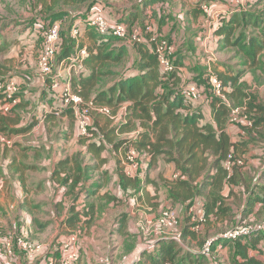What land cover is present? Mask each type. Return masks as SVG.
Instances as JSON below:
<instances>
[{
	"label": "trees",
	"instance_id": "1",
	"mask_svg": "<svg viewBox=\"0 0 264 264\" xmlns=\"http://www.w3.org/2000/svg\"><path fill=\"white\" fill-rule=\"evenodd\" d=\"M72 1L80 3L83 0ZM261 1H247L245 8L239 11L236 10L237 7H234L232 3L227 1L226 8L223 9L224 11L218 13L216 21L212 25V35L216 37V46H220L223 43L226 46H236L238 51L248 60L249 64L253 66L258 63V56L264 51V21L259 15L246 13L245 9L250 5L256 6ZM157 2L158 0H142V3H145V7ZM40 4L44 3L40 1ZM202 5H200V9L203 11ZM92 9H96L102 13V9L97 5H94ZM92 9L89 10L91 11ZM262 12H264V8ZM89 13L77 20L74 19L71 25L73 26L78 20L84 19ZM79 14L84 13L80 12ZM103 14L105 15V13ZM69 16L72 17L61 11L56 12L50 15V20H48L49 25L55 22L61 23L58 19ZM108 19L124 24L129 38L135 33L141 39L132 40L134 59L130 63V67L126 70L124 69L122 73H116L111 66L119 65L125 58L126 45H119L117 47L118 45L113 42L117 39H123L112 35L101 36L93 27H90L92 30L88 32L89 37L94 40L98 37L100 39L87 49L88 55L83 61L85 68L77 74V78L75 79L77 88L74 92L81 96L84 102L92 101L95 105L108 106L112 115H115L123 104H125V112L121 120L114 122L112 121L113 117H110L111 114L105 115L98 113L95 109H90L88 114L91 123L89 135H80L77 131V135L80 137L79 143L85 145L84 151H77L71 157L69 156L59 161L55 166L52 178L56 177L55 179L61 184V187H65L64 189L62 188L63 194L68 196L70 201L67 207L66 224L72 227L76 226L85 232L95 222L96 212L94 203L87 201L83 206L81 205V209L76 208L80 197L83 196L85 199L86 192L88 194L94 193L99 187L96 184L95 187H92V190L88 191L86 189L85 192L84 187L87 185L85 182L89 180L90 173L86 167L83 168L79 165L77 157L80 156V159H82L83 156L86 157V153H89L92 155L91 158L97 159L98 165H103L107 162L106 156L103 155V151L107 146H111L114 150L118 147H124L126 152H128V147L133 146L137 151L139 166L136 172L140 176L127 175L124 167L120 168V173L118 174L119 184L125 190L128 186L136 189L139 186L143 187L141 178L147 176L148 170L158 161L171 162L179 173L176 177L171 178V180L167 179L164 183L165 187L168 188V201L171 204L186 202L188 212L192 214L191 218L195 220L193 224L198 221L196 212L198 209L201 210L203 215V220L199 222V225L204 222V219L207 218L208 220L211 214L219 215L228 220L231 209L228 206L227 200L231 197L233 199L237 198L236 193H234V187L242 182V189L244 188L248 193V189L251 188L247 184L251 180L256 181L255 185L259 189L258 194L261 195L253 199L247 197L244 200L243 210L236 215L235 220L236 222L239 220L241 223H246L244 221H248V217L253 214L252 211L257 203L261 208L256 214L263 216L264 184L259 186L258 184L260 183H258L257 179L259 176H263L264 162L259 166L258 170L254 171L255 174L252 177L243 172L242 169L245 164L242 158L237 156L236 149H238V143L243 145L244 142L233 140L227 132V123H229L230 127L240 130L238 132L239 135H243L241 132L251 133L256 126L264 122V118L256 117L253 120L250 119L251 125H248L247 120L249 119L243 112L239 113V120L237 122L233 123L230 121L231 108L236 103L238 104L239 100H243L246 97L238 85L243 71L235 70L233 73L230 71L214 72L222 81L225 88V99H221L211 91L208 84V70H211V68L207 67L205 72L201 68L199 75L196 77L200 78V81L201 79L206 80L207 87L204 88L199 80L197 82L194 80L190 81L198 84L203 89L206 100L208 99L210 102L213 111L214 123L204 122L200 124L203 116L201 115L199 104L191 106L183 103L180 89L178 90L181 83V75L178 70L176 69L173 72L163 71L156 54L151 51L155 47L153 36L160 37V31L153 26L151 19H147L142 25L134 23V16L132 14L127 17L122 16L117 20ZM243 23L251 26L253 30H257V34L249 36L244 31H241ZM34 25L38 26L35 22ZM147 26L150 30L146 29ZM237 31L238 34H236ZM70 32L72 34V31ZM234 35L235 37H233ZM71 36V39L65 42L62 47V52L59 55L60 59L72 56L75 51L74 49L77 50L83 47L82 41L77 40V37L73 35ZM173 45L175 51H177L175 43ZM175 63L176 66L181 64L180 57L176 56ZM106 77L113 78L105 80ZM73 105L70 102L68 104L69 107L58 108L56 113H65L72 120L76 121ZM53 114L54 111H51V115ZM243 116L246 117V121L241 119ZM29 126H26V128H29ZM129 132H134V135L128 138H119L120 135ZM0 144H2L1 141ZM228 153L232 154V164L229 170L224 165ZM140 154L146 157V161L142 159ZM238 160L241 161V164L237 162ZM95 168L96 166L92 169L94 170ZM102 170V175L105 178L103 181L106 182L110 177L106 168ZM204 196L205 200L203 199ZM201 200L202 203L200 204ZM60 202L61 200L58 204ZM169 208L172 209V207ZM192 231L195 233L189 234L197 242L189 243L190 246L193 244V248L192 250H188V255L182 256L181 259L177 258L180 252L179 249L183 247L178 243V239L184 238V234H181V237L177 238L162 235L157 237L155 242L150 241L148 245L146 244L144 250L148 249V262L150 264L203 263L201 261L202 258H207L209 252L202 254L199 251L204 245V239L201 236L197 237L200 234L199 229L195 228ZM261 231H264V229L253 230L245 237ZM245 237L240 236L236 240ZM223 242L225 243L226 240L213 241L211 249H215L217 245ZM189 244L188 247L190 248ZM48 256L45 260L46 262L43 261L41 264H56L60 258V253L54 251L50 259ZM186 257H188V263L183 262H186ZM248 260L246 264L253 261L252 259ZM179 261L181 263H175ZM252 263L257 264L254 261Z\"/></svg>",
	"mask_w": 264,
	"mask_h": 264
},
{
	"label": "crops",
	"instance_id": "2",
	"mask_svg": "<svg viewBox=\"0 0 264 264\" xmlns=\"http://www.w3.org/2000/svg\"><path fill=\"white\" fill-rule=\"evenodd\" d=\"M129 1L130 2H128V0L117 1L119 2V4L124 5L126 4V2H128L130 6L125 5L124 7L115 6L113 3L111 4L109 2L103 3L106 6L104 11L105 15L110 19L117 20L122 16L127 17L129 15L131 16L132 14L134 16V23L141 25L145 23L147 19H151V21L153 22V26L155 22L158 26V30L164 33L170 40H174V42L177 44L176 56L180 57L181 62V64L178 65V72L181 75V83H183L186 77L183 68L181 67L184 64L183 59L197 57L199 59V64L202 65L204 72L206 71L207 67L211 68V70L215 73L222 72L221 70L223 69L221 68V66H217L218 62H215V59L212 58L213 55L211 54L215 48L214 45H217L215 41L216 37L214 35H212L210 39H207V37H209V35L213 33L212 25L216 21L217 15L221 11V9L226 8L227 0H220L222 3H220L218 0H210L209 2H207V0H158L157 3L152 4L151 6L148 5L146 7L144 6L145 3H142V0ZM201 4H209V9L207 12H204L200 9ZM134 6H136V8H134ZM9 17L10 18L7 20L0 21V55H3V60H0L1 69H5L7 70V72H9V68L13 67L10 64H15V60L10 62L9 59L18 57V62L15 66L22 70L26 69V71L29 73V81L33 85L41 86L42 88H44L47 83V89L45 88L46 91L43 92V98L40 96V99H38V101H40L39 103L44 104L43 106H48V104L54 106L56 105V102L52 99L53 97L54 99H58L57 105H60V107H62L64 105L62 98L64 90L75 94L74 90L77 88V84L75 85L77 74L69 71L67 63L68 57L60 59V57L57 56L55 59L54 72L58 74V78L49 76L42 80H39L38 78L31 80L33 74L36 73L38 55L37 52L39 50L38 39L33 32H30L31 30L29 28V26L32 28L33 20L30 17V13L21 15H19L18 13H11ZM22 22H24L25 25L20 24ZM80 28L81 31L84 32H82L84 34L82 40L83 47H87L88 49V47L93 45L94 42L99 41V37L96 38V40L89 37L88 32L92 30L90 27L84 29V26L80 24ZM21 49L23 50V52L21 51ZM186 66L187 65L185 64V67ZM4 73L5 72L2 71V74H0L1 79L5 78ZM16 79L18 81H21L19 77H16ZM53 79L59 82L58 88H53L54 92L51 89V82L53 81ZM45 92L47 93V95H45ZM48 92L55 95H48ZM199 107L201 109V115L203 116L200 124L204 122L214 123L213 111L208 99L205 102L203 101V103H199ZM37 109H39V107ZM56 112H54L55 115L60 114V112ZM53 115L48 114L47 117L50 118ZM66 117L68 118L69 116H67L65 113L60 114V118L62 119V123H59L60 128L58 129L60 139L56 140L55 142L48 143L45 141V137H43L40 141L35 139L36 142L33 143L30 149L27 143L21 144L20 141L17 140L14 146L9 147L10 150H8L9 155L7 156L8 160H6V162L11 165V176L2 177L1 175L3 171L0 165V231L2 232V236L0 237V264H23V262L20 261L22 257H20L19 253L21 252L18 249H13L12 254H9L8 256L5 254V241L8 236L9 238L11 237L7 234L6 231L13 232L14 227L17 226L14 224L13 217H16V224H19V217L23 215L24 209L28 212L31 209L30 211L33 215L31 217V223L36 226V229L38 231L45 229L47 226H53L54 230L56 228H59V230L68 229L65 219L67 217V207L70 201L69 199H67V196L63 194L61 184L57 182V180L55 179L56 177L52 178V172L59 161L63 160L66 157H71L77 151H84L85 145L80 143L77 145H73L71 141H69V137L71 135L72 137H78V135L76 134V127L75 134H71L68 125L64 123L67 122ZM70 120L72 119L70 118ZM116 121L114 120V122ZM13 123L14 126H18L20 124V122L18 121H14ZM228 124L229 123H227V132L231 135L233 140L244 142L243 145L239 143L237 144L238 149H236V154L237 156H240L242 158V161L245 164L244 167L249 169V171H247L249 173L248 175L251 174L250 176L252 177V174L255 173L254 171L258 170V167L264 162V142L260 141L253 144L248 141L246 132H241V134L243 135H239L238 132H240V130H236L235 128L230 127ZM263 125L264 122H261L259 126H256L253 129L254 132H252L251 135L253 138L255 136H261L264 138ZM0 134H3L1 130ZM20 134L21 133H19L18 135ZM120 137L123 136L120 135L119 138ZM79 139L80 137H78V141ZM3 147L4 146L0 144V160L2 158L1 154ZM28 152L31 153L29 154ZM111 154H113V159L111 158ZM103 155L107 158V162L103 165H98L97 159L92 158V161H94L96 164L94 172L100 174L101 170L103 168H106L108 171V175L112 179V181L117 182V179L119 178L117 169L124 167V163L127 157L126 149L124 147H118L116 150H114L111 146H107V148L103 151ZM91 157V154L86 153L87 159ZM155 165V167H161L160 173H150V170H152L154 166L151 167L147 176L142 178L143 181L141 180L143 187L139 186L138 189L133 188L132 186L127 187V191L131 192L129 198L127 199L128 203L130 204L128 210H130L131 212L133 205H135V208L139 205V209L144 211V213L140 215V218L141 220L145 221H148V219H154V217L157 216L162 210L164 205L171 204L168 201V188L165 187L164 183L167 179L171 180V178L175 177V174L179 173L175 170V167L171 162L168 163L164 160H160ZM47 168L48 172L45 175V170ZM27 173H29V178H26ZM262 182L263 183H260V185L264 184V181ZM249 184L250 183L248 182L247 185L250 186ZM244 190V188L242 189V182H240L239 185H236L234 187V193H236L237 198L233 199V197H231L227 200L228 206H230L231 209L229 211L230 217L228 218V220L227 218H222L219 215L211 214L208 220L207 218L204 219V222L199 225V222L203 220V215L201 210L198 209L196 211L198 221L193 224L195 220L191 218L192 214H189L186 202H177L172 204V207L176 209L179 220V235L181 237V234H184V238L182 237V240L186 243L184 247L188 248L189 243L197 242L193 240L192 236L189 234L195 233L194 231H192V229H199L200 234L197 235V237L201 236V238L204 239L205 242L207 240V233L217 232L219 230V228L217 227L220 223H224L225 227L228 225H230L228 227L234 225L236 223V215L243 210L244 200H246L247 198V192L246 190L245 192H243ZM255 190L258 194L259 189L256 188ZM42 192H45L47 194V204L50 205V208L48 209H45L44 206H41V202L43 201H39L35 197L39 196V194ZM57 192L60 193V197H54V194H58ZM48 193H51V195H49ZM258 195L260 196L261 194ZM117 196L119 195L117 194ZM164 196L166 197L165 199ZM15 197H17V201L19 202L16 213L14 212L13 206L10 204L11 201H16ZM23 198H26L27 201H25V199L23 200ZM203 199L205 200V196ZM60 200L61 202L60 204H58ZM29 202L31 203L29 204ZM201 203L202 200L200 201V204ZM21 204L22 207L20 210L19 205ZM257 204H255L252 215H254L261 208V206L259 207ZM109 205H111V203ZM32 208L35 209L32 211ZM38 210L44 211L45 213L49 212L50 214H46L45 218L41 216L45 213L36 214ZM25 214H27L26 211L24 215ZM249 218H251V216L248 217V220ZM227 221L228 225L225 223ZM237 222L240 221L238 220ZM94 223L91 225V228H93ZM192 224L193 227L191 229ZM128 230L129 232H135L131 230L130 226ZM111 238L112 240H116L115 236H112ZM136 238L139 240L138 234L136 235ZM119 247L121 250V246ZM235 247L237 249L235 250L234 255L231 257L227 256L226 253H228V249H234ZM137 248L138 251L136 250V252L134 251L132 253H129V256L126 255L127 259H122L116 264L139 263L138 260H141V257H137V254H140L141 250H144L145 245L141 247L137 244ZM192 248L193 244L192 246H190V250H192ZM217 248H221V253L224 254V256L220 255V260L221 262H225V264H246L248 259H252L257 264H264V231L256 232L249 237L241 238L237 241L234 240L225 243L223 242L216 246L215 251L217 250ZM53 251L54 249L50 250L48 256L49 259ZM45 260L46 258H44L43 261ZM34 261L35 260H31V262ZM77 264L82 263L79 262Z\"/></svg>",
	"mask_w": 264,
	"mask_h": 264
},
{
	"label": "rangeland",
	"instance_id": "3",
	"mask_svg": "<svg viewBox=\"0 0 264 264\" xmlns=\"http://www.w3.org/2000/svg\"><path fill=\"white\" fill-rule=\"evenodd\" d=\"M40 1L44 4H40ZM117 1L118 0H83L80 1V3H78L72 0H0V21L9 19L10 18L9 15L11 13H18L19 15L30 13V17L33 20L32 28L29 26L31 30L30 32H33L35 34L39 42L38 45L39 50L37 52L38 55H37L36 73L33 74L31 80L35 78L42 80L43 77H41V73L38 67V56L40 51L41 33L42 31L46 30V28L49 26L50 23L48 22V20H50L49 19L50 15L61 11L64 12L66 15L72 16V17L70 16L64 17L63 19H58L60 20L61 23L57 22L59 24V40L57 42V49H58L57 56H59V54H61L62 52V47L65 44V42H67L72 37L71 36L72 34L70 32L71 31L70 25L73 23L74 19L77 20L79 18H82L83 15H87L90 11L89 9H92L94 5L100 7L102 9V13H105L104 11L106 8L105 4L103 3L109 2L119 7H124L125 5L130 6L128 4V2H130L129 0L128 2H126L125 5L119 4V2ZM209 1L210 0H207V2ZM218 1L222 3L220 0ZM263 8H264V0H262L256 6L253 5L247 6L245 12L249 14L252 13L253 15H259V17L264 21V12H262ZM80 12L84 14H79ZM34 22L38 26H34ZM20 24L25 25L24 22ZM154 26L158 30V26L156 25L155 22H154ZM241 31H244L249 36L250 35L255 36L257 34V30H253V28L246 23H243ZM83 33L82 36L81 34L80 36L78 35L77 40L79 41L83 40L84 37ZM236 34H238V31L236 32ZM235 35L233 37H235ZM159 36L160 38H163L166 41H171L175 43L174 40H170L162 32L159 33ZM131 37L124 41L117 39L113 42L114 44L118 45L117 47H119V45H126L125 58L122 60V62L119 65L111 66V68L116 73L118 72L122 73L124 69L126 70L128 67H130L131 65L130 63L134 59L133 57L134 50L132 47L133 39ZM175 45L177 46L176 43ZM214 47L215 48L211 53L213 55L212 58L215 59V62H218L217 66H221V68L223 69L221 70L222 72L230 71L231 73H233V71L235 70L243 71L239 78L238 85L240 89H242V91L245 93L246 97L243 100H239V102L241 103L239 102L238 104L236 103L234 107H237L238 109L240 108L239 110L240 113L241 112L245 113L248 119L253 120L256 117L264 118V51H262L259 54L258 63L255 66H253L249 64L248 60H246V58L238 51L236 46H226L223 43L220 44V46L214 45ZM21 51L23 52L22 49ZM176 52L177 51H175V55ZM0 60H3V55H0ZM9 60L10 62L15 60L14 65L10 64L13 67L9 68L10 69L9 72H7V70L5 69H1L0 67V74H2V71L5 72L4 73L5 78L4 79L0 78V94H1L0 112L3 113V114L0 113V129L3 133L0 134V141L4 146L3 147L4 150L2 149V154H1L2 158L0 160V165L3 171L1 175L2 177L11 176V169H10L11 165H9V163L6 162V160H8L7 156L9 155V151H8L10 150L9 147L14 146L16 140L20 141L21 144L27 143L29 149L31 148L33 143L36 142V140L40 141L43 137H45V141L48 143L55 142L56 140L60 139L59 136L60 134L58 132V129L60 128L59 123L60 124L62 123L60 114H56V115L54 114L50 118L47 117L48 114H51V111L56 112L58 108H61L60 105H57L58 99H54L52 97V99L56 102V105H54L56 107L50 104H48V106H43L44 104H41L39 103L40 101H38V99H40V96L43 98V92L46 91L45 88L47 89V83L44 88H42L41 86L33 85L29 81L28 78L29 73L26 71V69L22 70L15 66L18 62V57L16 58L13 57L12 59ZM183 61L184 64L181 67L183 68L186 77L183 83H181V85L178 87V90L181 88L182 85L190 81L194 80L197 82L200 78L198 79L196 77L199 75L202 68V65L199 64V59L197 57L183 59ZM54 63H55V59L53 61V69H54ZM185 64L187 65L186 67ZM16 77H19L21 81H18ZM112 78L106 77L105 80ZM199 82L204 88L207 87L206 80L201 79V81L199 80ZM11 83H15L17 85V91L13 96L15 103L16 102L17 103L10 104L9 111L7 113H4L2 111L3 110L2 105L6 103L5 93L8 91ZM45 95H47L46 92ZM48 95L53 96L55 94L48 92ZM38 107L39 109H37ZM243 107L245 108L242 109ZM124 112H125V104L119 107L118 111L113 116L112 121L121 120L123 118ZM66 119L68 123L67 122L64 123L68 125L71 134H75V127H76V125L74 126L75 120H70V117L68 118L66 117ZM14 121H18L20 122V124L18 126H14L13 123ZM26 126H29V128H26ZM134 132L125 133L122 134V136L123 138L132 137L134 135ZM252 132H254V130ZM252 132L246 133V136H248V141H250L253 144L260 141L264 142V139L261 136H255L253 138L251 136ZM19 133L21 134L18 135ZM76 134H78L77 127H76ZM69 141H71L73 145L79 144L77 136L72 137L71 135L69 137ZM131 148L134 147L133 146L128 147V152L129 149ZM28 153L30 154L31 152ZM112 155L113 154H111V158L113 159ZM141 157L143 160L146 161V157L144 155H141ZM80 158H81L80 156L77 157L79 165H81V167L83 168L86 167L89 170L88 172L90 173L89 180L85 182L87 183V185L84 187L85 192L86 189L89 191L92 190L93 189L92 187H95L96 184L99 185V187L96 189L94 193L88 194V192H86L87 195L85 199L83 196L80 197L79 200L77 201L78 204H76V208L81 209V207L84 205V203H87V201L94 203V206L96 207L95 208L96 219L93 228L90 229L88 228V231L83 232L80 230V228H77L76 226L72 227L69 224H66L68 227L67 230L64 229L59 230V228H56L54 230L53 226L51 227L47 226L45 229L38 231L36 229V226H34L31 223V217L33 216L30 211L31 209L29 210V212L24 209V213L26 211L27 214L24 215L23 213V215L19 217L20 218L19 224H16L17 222L16 217H13L14 220L12 219L14 221V224L17 225L16 227H14V231L13 232L6 231V232L8 235H11L13 233L21 234L23 235L22 237L28 240L29 242L43 245V250L35 254V257L32 259L35 260L34 262H31L30 256L27 253L20 251L21 253H19V255L20 257H22L20 261H22L23 264L43 263L44 258H47V255H49L51 249H54V251L59 252L58 247L62 239H65L72 232H75L77 235L76 247L78 251L79 262L82 264H116L118 261L120 262L122 259H127L126 257L129 256L128 255L129 253H132L134 251L136 252V250L138 249L137 244L141 247L144 245L146 246V244H148L149 241L155 242L156 238L162 235H164L165 237H174V238L180 236L178 230V226H179L178 219H176L175 224L170 228H162L156 224V220L159 217L161 211L166 209L167 207H172V204L164 205L162 210L159 212L157 216L154 217V219H148V221L141 220L140 215H142L144 211L139 209L140 208L139 205L136 208L135 205H133L131 212L130 210H128L130 204L128 203L127 199L129 198L131 192L127 191V188L125 190V188L122 185L120 186L119 178L117 179V182L116 181L113 182L111 178L110 180L104 182L103 180H105V178L102 175L103 170H101L100 174H97L92 169L96 165L95 162L92 161V158L87 159L85 156H83L82 159ZM155 166L152 168V170H150V173L159 174L161 171V167H155ZM247 171H249V169L244 167L243 172L249 174ZM47 172H48V168L45 170V175L47 174ZM119 173H120V169H117V174ZM254 174L255 173H253L252 176H254ZM26 178H29V173H27ZM257 181L258 183H263L262 181H264V173L263 176L258 177ZM255 182L256 181L253 180L249 182L250 188L252 189V190L249 189L246 195L247 197H249V199L259 197V195L255 192L256 191L255 189L257 188ZM62 188L64 189L65 187L62 186ZM48 194L51 195V193ZM117 194L119 196H117ZM59 195L60 193L54 194V197H60ZM35 197L39 201H43L41 202L42 203L41 206H44L45 209L50 208V205L47 204L48 197L45 192H42L39 194V196H35ZM15 198L16 201L13 202L11 201L10 204L13 206L14 212L16 213L19 202L17 201V197ZM111 198L113 199V201ZM165 198L166 197L164 196V199ZM24 199L25 201H27L26 198H23V200ZM67 199H69L68 196ZM110 201H112L111 205H109ZM30 203L31 202H29V204ZM19 206L21 210L22 204ZM34 209L35 208H32V211ZM172 209L176 213V209L173 207ZM41 213H45V212L41 210H38L36 212V214H41ZM46 214H50V213L47 212L41 216L46 218ZM250 216L251 218H249L248 221H244V222L249 223L251 225L256 222H264V214L263 216L262 215L259 216L258 214L255 213L254 215L251 214ZM225 223L228 225V221ZM237 224L238 222H236L234 225H231V227H228L230 225L225 227L224 223H220L217 227L219 228L217 232L207 233L206 241L209 242V253L207 254V258L205 259L202 258L201 261H203V263L200 262L201 264H225V262H221L220 260L221 259L220 255L224 256V254L221 253V248H217V250L215 251V249L213 250L211 249V246L213 241L224 239L223 235L229 232L230 230L235 229L238 226ZM129 226L131 230L135 232H129L128 230ZM137 234L139 240L136 238ZM1 236H2V232L0 231V237ZM112 236H115L116 240H112L111 238ZM228 241L230 240L226 239V242ZM178 243L181 245V247L183 246L182 249H179L180 252L177 255V258L181 259L182 256H186L189 254L188 250L190 248L184 247L186 243L182 240V238L178 239ZM119 246H121V250ZM200 249H202V247ZM200 249L199 251H201ZM236 249H237L236 247L234 249L229 248L228 253H226V255L230 257L233 256ZM147 250L146 251L143 250L140 254H137V257L139 258L141 257V260H138L139 263L137 264H150L147 260V257L149 255ZM196 251L198 250L196 249ZM5 254L8 256L6 252ZM183 262L188 263V257H186V262L185 261ZM175 263H181V262L179 261Z\"/></svg>",
	"mask_w": 264,
	"mask_h": 264
},
{
	"label": "built area",
	"instance_id": "4",
	"mask_svg": "<svg viewBox=\"0 0 264 264\" xmlns=\"http://www.w3.org/2000/svg\"><path fill=\"white\" fill-rule=\"evenodd\" d=\"M233 4L234 7H237L236 10L245 8L247 1L252 0H227ZM202 9L204 12H207L209 9L208 4H203ZM224 11L221 9L220 12ZM219 12V13H220ZM80 24L84 26V29L87 27H93L99 35H112L119 39H129V36L126 31V27L124 24L117 21H110L103 13L96 9H92L87 17L82 20H78L72 26V35L74 37L80 36L81 28ZM211 27V26H210ZM147 30H150L147 26ZM212 33L207 37L210 39ZM133 40H140L141 38L137 34H133L131 37ZM155 40V47L152 52H154L159 60V63L162 67V70L165 72H173L178 67L176 66L175 60V48L173 43L166 41L163 38L153 36ZM59 40V24L57 22L49 25L46 30L41 33V47L38 56V67L41 73V77L45 79L46 77H55L58 78V74L54 72L53 69V61L57 56V42ZM88 52L86 47H81L74 51L73 55L67 58L68 69L69 71L78 74L82 70H84V59L87 57ZM208 84L211 88V91L214 95L220 97L221 99H225L224 95V87L222 81L217 77V75L208 70ZM59 82L55 79L51 82V89L58 88ZM17 91V85L15 83H11L8 91L5 93L6 103L2 105V111L8 112L10 107L9 105L14 102L13 96ZM180 95L183 99V103L185 105H197L199 103H203L206 100L205 93L203 89L194 82H188L181 86ZM63 106H68L70 102L74 104L75 109V123L77 127V131L80 135L88 136L89 128L91 126L90 120L88 118V114L90 109H95L98 113H102L105 115H110V108L105 105H95L92 101L84 102L82 97L78 94H73L72 92L65 91L63 92ZM5 110V111H4ZM240 108L237 107L231 108L230 113V121L237 122L239 120ZM114 115H110L113 117ZM242 120L246 121V117L243 116ZM248 125H251V120H247ZM137 151L134 148L129 149L127 152L126 161L124 163V168L126 170L127 175H136L140 176L139 173L136 172L139 166V160L137 159ZM241 164V161H237ZM232 164V154L228 153L224 165L229 170ZM178 175L175 174L176 177ZM177 214L171 208H166L161 211L159 217L156 220V224L162 228H170L176 222ZM238 225V226H237ZM235 229L230 230L229 232L223 235V238L226 240H236L240 236H248L253 230H262L264 229V222H256L252 225L249 223H238ZM196 227V226H194ZM11 237L6 239L5 241V249L7 254H12L13 249H18L19 251H23L30 256V260L35 257V254L41 252L43 250V245L29 242L24 239L21 234L13 233L10 235ZM177 238V237H176ZM77 235L75 232L70 233L65 239H62L59 245V253L60 258L56 264H76L79 260L78 251H77ZM202 254H207L209 252V242H205L201 251Z\"/></svg>",
	"mask_w": 264,
	"mask_h": 264
},
{
	"label": "clouds",
	"instance_id": "5",
	"mask_svg": "<svg viewBox=\"0 0 264 264\" xmlns=\"http://www.w3.org/2000/svg\"><path fill=\"white\" fill-rule=\"evenodd\" d=\"M56 57H57V56H56ZM55 59H56V58H55ZM13 103H14V102H13ZM13 103H12V104H13ZM75 125H76V123H75ZM238 223H239V222H238ZM230 241H234V240H230Z\"/></svg>",
	"mask_w": 264,
	"mask_h": 264
}]
</instances>
